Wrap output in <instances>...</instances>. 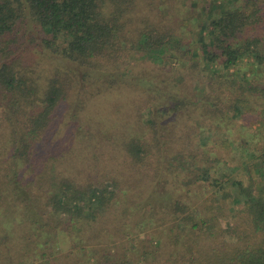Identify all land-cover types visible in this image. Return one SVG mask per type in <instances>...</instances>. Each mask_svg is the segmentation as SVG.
I'll list each match as a JSON object with an SVG mask.
<instances>
[{"label":"trees","instance_id":"1","mask_svg":"<svg viewBox=\"0 0 264 264\" xmlns=\"http://www.w3.org/2000/svg\"><path fill=\"white\" fill-rule=\"evenodd\" d=\"M0 264H264V0H0Z\"/></svg>","mask_w":264,"mask_h":264},{"label":"rangeland","instance_id":"2","mask_svg":"<svg viewBox=\"0 0 264 264\" xmlns=\"http://www.w3.org/2000/svg\"><path fill=\"white\" fill-rule=\"evenodd\" d=\"M223 0H219V2H221ZM202 4V2H201ZM198 5H200V2L198 3ZM236 4H232V6H235ZM238 5V3H237ZM206 32H208V29H206ZM36 53L39 55L40 59H46L47 57H51L52 59L49 61V63L51 64H60V63H63L65 66H70V67H73L75 68L76 70L80 71V68L79 66L67 61V60H56L54 58L53 55H50V54H47L48 51L47 50H44V49H40V48H37L36 49ZM164 60H162L161 62H154L153 60H149V58H147L146 61H142V64L137 67L135 70H136V73H133L131 74L130 76H133V78L136 80V79H141V77H143L144 79H148L150 77H153L154 79L156 80H159V82H161L162 78L165 79L166 76H168V78L170 76H173L174 78V81H169L171 84H177L178 81H182L183 80V76H182V70L184 68L183 64H181L180 62H174L172 61L173 63L170 64V61L168 59H166V56L163 57ZM57 61V62H56ZM49 65V64H48ZM156 65L158 67H167V68H171V66H175L173 69H170L169 71L167 72H158V71H153V66ZM242 66V68L246 67L247 65L246 64H240ZM98 77L102 76V74L100 73L99 75H97ZM104 79H109V75H107L106 77H104ZM123 79V78H121ZM152 81L155 82V80L151 79ZM96 83H104V82H95L92 84H96ZM110 85V83H109ZM201 87H203L201 85ZM93 88V87H92ZM90 91V90H89ZM91 92V91H90ZM94 108L96 107H91L92 110H95ZM98 110V113L100 114V112L102 113V115H105L104 113H107L109 111V107L108 106H105V105H102L99 106L97 108Z\"/></svg>","mask_w":264,"mask_h":264}]
</instances>
